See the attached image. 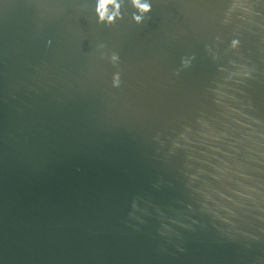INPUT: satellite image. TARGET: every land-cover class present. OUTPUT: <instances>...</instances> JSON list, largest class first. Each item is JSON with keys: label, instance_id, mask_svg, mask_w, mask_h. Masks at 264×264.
Returning <instances> with one entry per match:
<instances>
[{"label": "water", "instance_id": "obj_1", "mask_svg": "<svg viewBox=\"0 0 264 264\" xmlns=\"http://www.w3.org/2000/svg\"><path fill=\"white\" fill-rule=\"evenodd\" d=\"M0 264H264V0H0Z\"/></svg>", "mask_w": 264, "mask_h": 264}, {"label": "clouds", "instance_id": "obj_2", "mask_svg": "<svg viewBox=\"0 0 264 264\" xmlns=\"http://www.w3.org/2000/svg\"><path fill=\"white\" fill-rule=\"evenodd\" d=\"M109 2V0H99V4L101 6V8L106 5Z\"/></svg>", "mask_w": 264, "mask_h": 264}]
</instances>
